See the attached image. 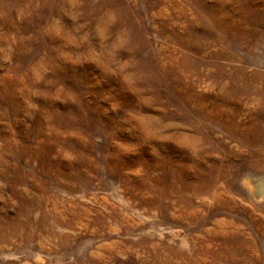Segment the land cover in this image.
Segmentation results:
<instances>
[{"label":"rangeland","instance_id":"obj_1","mask_svg":"<svg viewBox=\"0 0 264 264\" xmlns=\"http://www.w3.org/2000/svg\"><path fill=\"white\" fill-rule=\"evenodd\" d=\"M260 176L264 0H0V264H264Z\"/></svg>","mask_w":264,"mask_h":264},{"label":"bare ground","instance_id":"obj_2","mask_svg":"<svg viewBox=\"0 0 264 264\" xmlns=\"http://www.w3.org/2000/svg\"><path fill=\"white\" fill-rule=\"evenodd\" d=\"M252 183L254 184L256 195H262V193L264 192V176L254 178L252 180Z\"/></svg>","mask_w":264,"mask_h":264}]
</instances>
